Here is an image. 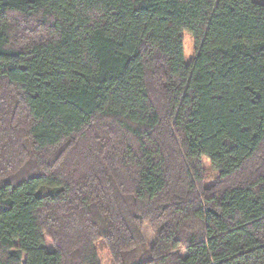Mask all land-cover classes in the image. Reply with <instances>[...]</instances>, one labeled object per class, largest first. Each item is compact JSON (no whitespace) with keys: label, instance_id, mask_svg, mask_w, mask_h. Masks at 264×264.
Returning <instances> with one entry per match:
<instances>
[{"label":"trees","instance_id":"obj_1","mask_svg":"<svg viewBox=\"0 0 264 264\" xmlns=\"http://www.w3.org/2000/svg\"><path fill=\"white\" fill-rule=\"evenodd\" d=\"M101 242L264 264V2L0 0V264Z\"/></svg>","mask_w":264,"mask_h":264},{"label":"rangeland","instance_id":"obj_2","mask_svg":"<svg viewBox=\"0 0 264 264\" xmlns=\"http://www.w3.org/2000/svg\"><path fill=\"white\" fill-rule=\"evenodd\" d=\"M255 2L263 3L264 0H254ZM184 51L187 63H191L196 57V47L193 38L189 34L184 36ZM203 167L207 171L208 179L213 182L216 180V171H214L207 160H203ZM20 170L16 171V177L20 175ZM98 253L102 264H112V258L108 249L101 243L98 244Z\"/></svg>","mask_w":264,"mask_h":264}]
</instances>
